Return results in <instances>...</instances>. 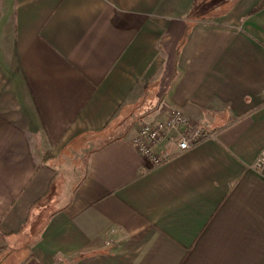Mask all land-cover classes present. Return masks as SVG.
Masks as SVG:
<instances>
[{
    "label": "crops",
    "instance_id": "1",
    "mask_svg": "<svg viewBox=\"0 0 264 264\" xmlns=\"http://www.w3.org/2000/svg\"><path fill=\"white\" fill-rule=\"evenodd\" d=\"M213 1L0 0V264H264V3ZM172 108L214 134L153 165Z\"/></svg>",
    "mask_w": 264,
    "mask_h": 264
},
{
    "label": "built area",
    "instance_id": "2",
    "mask_svg": "<svg viewBox=\"0 0 264 264\" xmlns=\"http://www.w3.org/2000/svg\"><path fill=\"white\" fill-rule=\"evenodd\" d=\"M214 134L205 125L189 119L182 110L170 109L168 116L141 123L131 138L134 148L151 164L159 165L173 154L195 146ZM169 141L168 146L161 151L155 147ZM255 168L264 167V151H261L255 161Z\"/></svg>",
    "mask_w": 264,
    "mask_h": 264
},
{
    "label": "rangeland",
    "instance_id": "3",
    "mask_svg": "<svg viewBox=\"0 0 264 264\" xmlns=\"http://www.w3.org/2000/svg\"><path fill=\"white\" fill-rule=\"evenodd\" d=\"M220 3H221V0L213 1L212 3L210 2L208 10L205 11V13H207V15L209 14L210 19H212L211 17H216L218 14H220L224 10H227V7L229 6L228 0L225 1V3H223V4H220ZM85 157H86L85 154L82 155L80 153H78L75 156H72V158L69 160V163H71L73 165V169L71 168V170H70V174H69L70 177H72V178L77 177V174L80 172V168H81V164H82V162L81 163H74L73 161L76 158H80L83 161L85 159ZM64 162L67 163L66 156H65ZM63 165H65V164L63 163ZM65 167H66V165H65ZM65 178H66V176H65ZM30 241H31L30 236H28L21 241L17 240L12 246H9V245L8 246H9L10 251L16 250V249H19L21 247H26V245H28L30 243ZM9 249H6V246H5V248L3 250H1L2 252L0 251V260L3 259L4 257H6V256H3L4 252H6Z\"/></svg>",
    "mask_w": 264,
    "mask_h": 264
},
{
    "label": "trees",
    "instance_id": "4",
    "mask_svg": "<svg viewBox=\"0 0 264 264\" xmlns=\"http://www.w3.org/2000/svg\"><path fill=\"white\" fill-rule=\"evenodd\" d=\"M228 2H229V6H230V4L233 2V0H228ZM263 3H264V0H261V2L258 3V5L256 6V9L259 8ZM229 6H228V7H229ZM228 7H227V9H228ZM254 9H255V8H254Z\"/></svg>",
    "mask_w": 264,
    "mask_h": 264
}]
</instances>
